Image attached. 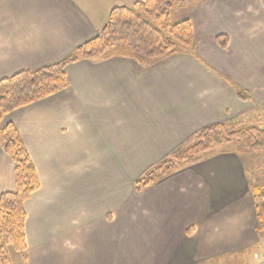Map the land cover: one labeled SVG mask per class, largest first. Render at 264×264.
<instances>
[{"label":"crops","instance_id":"obj_1","mask_svg":"<svg viewBox=\"0 0 264 264\" xmlns=\"http://www.w3.org/2000/svg\"><path fill=\"white\" fill-rule=\"evenodd\" d=\"M136 1L0 0V80L61 62L114 7ZM181 10L190 53L150 64L111 52L78 60L64 68L63 91L7 116L40 182L24 202L27 264H262L253 186L264 181L245 164L251 154L217 150L135 189L200 129L264 110V0H194ZM14 191L0 148V196Z\"/></svg>","mask_w":264,"mask_h":264},{"label":"trees","instance_id":"obj_2","mask_svg":"<svg viewBox=\"0 0 264 264\" xmlns=\"http://www.w3.org/2000/svg\"><path fill=\"white\" fill-rule=\"evenodd\" d=\"M194 0H138L130 6L114 7L99 33L76 51L52 66L22 71L0 80V148L13 164L15 191L0 196V264H13L9 251L25 259L26 239L24 202L38 190L39 179L16 125L7 116L67 87L66 65L102 53L130 57L150 64L161 59L190 53L195 47L189 20L171 21L172 13ZM225 48L226 36H218ZM238 97L248 100L239 91ZM253 120L220 123L200 129L170 156L149 167L135 181V189L145 188L168 178L218 148L235 144L238 154L264 156V110ZM253 207L260 234L264 231V185L253 186Z\"/></svg>","mask_w":264,"mask_h":264},{"label":"rangeland","instance_id":"obj_3","mask_svg":"<svg viewBox=\"0 0 264 264\" xmlns=\"http://www.w3.org/2000/svg\"><path fill=\"white\" fill-rule=\"evenodd\" d=\"M181 12H182V10L181 9H176L173 13H172V18H171V21H173V22H175L176 20H178V19H180V16H181ZM253 116H251V115H248V116H246L243 120V122H246V123H248V122H250V121H252L253 120ZM238 148V146L237 145H235V144H229V145H225V146H222V147H220V148H218V150H235V149H237ZM215 151H217V150H215ZM251 156L252 157H250V159H248V160H244L246 163V165H251L252 167H254L253 168V170H255L256 171V176L258 177V179L259 180H263L264 181V170L262 171L261 169V167H259V164H258V157L257 156H263L262 154H259V153H253V154H251ZM248 172H249V170H248ZM263 175V176H262ZM262 253V256H264V249H263V251L261 252ZM12 255H11V260H13V264H14V262L16 261L15 260V254L12 252L11 253ZM231 258V257H230ZM245 259V258H244ZM250 260H252L251 258L250 259H246V261H249L250 262ZM210 264H221V262L217 259V260H215V261H213L212 263L211 262H209ZM230 264H237V261L236 260H234V261H232ZM262 264H264V259H263V262H262Z\"/></svg>","mask_w":264,"mask_h":264}]
</instances>
